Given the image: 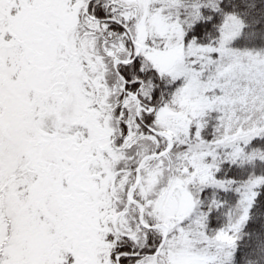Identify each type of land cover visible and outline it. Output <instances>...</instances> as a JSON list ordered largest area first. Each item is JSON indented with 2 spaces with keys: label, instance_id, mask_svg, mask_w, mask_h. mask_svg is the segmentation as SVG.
Wrapping results in <instances>:
<instances>
[{
  "label": "snow or ice",
  "instance_id": "snow-or-ice-1",
  "mask_svg": "<svg viewBox=\"0 0 264 264\" xmlns=\"http://www.w3.org/2000/svg\"><path fill=\"white\" fill-rule=\"evenodd\" d=\"M0 264H264V0H0Z\"/></svg>",
  "mask_w": 264,
  "mask_h": 264
}]
</instances>
